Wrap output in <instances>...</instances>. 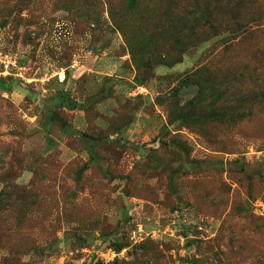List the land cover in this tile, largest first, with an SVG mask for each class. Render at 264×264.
Returning a JSON list of instances; mask_svg holds the SVG:
<instances>
[{"label": "rangeland", "instance_id": "374dc122", "mask_svg": "<svg viewBox=\"0 0 264 264\" xmlns=\"http://www.w3.org/2000/svg\"><path fill=\"white\" fill-rule=\"evenodd\" d=\"M0 264H264V0H0Z\"/></svg>", "mask_w": 264, "mask_h": 264}]
</instances>
